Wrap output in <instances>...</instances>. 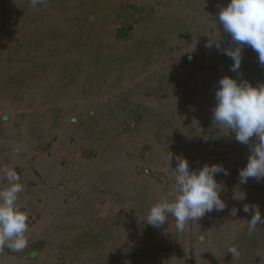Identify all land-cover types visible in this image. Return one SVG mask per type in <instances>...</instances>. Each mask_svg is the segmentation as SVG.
<instances>
[{
    "label": "rangeland",
    "instance_id": "rangeland-1",
    "mask_svg": "<svg viewBox=\"0 0 264 264\" xmlns=\"http://www.w3.org/2000/svg\"><path fill=\"white\" fill-rule=\"evenodd\" d=\"M227 3L41 0L33 7L31 0H0L1 166L14 168L23 183L29 175L26 167L51 158L73 167V183L82 177V168L107 162H129L138 173L147 169L154 177V168L162 163L163 142L176 143L184 135L199 145L196 170L210 164L223 152L203 130L210 119L218 131L212 108L219 79L227 74L254 85L264 83V66L250 47L243 48L239 74L230 72L233 61L215 47L216 42L222 48L235 46L218 24L219 11ZM209 43L213 46L207 47ZM64 182L56 187H65ZM253 201L262 213L264 194ZM28 216L30 226L43 218L40 213ZM249 219L235 222L234 234L232 227L226 231L227 219L219 228L218 220L207 213L194 220L195 231L184 234L188 239L175 253L187 264H208L204 247L219 228L220 247L213 252V263L239 264L251 254L262 257L264 242L257 240L258 229L251 234L252 245L240 246L248 242L242 235L250 234ZM258 225L264 239V223ZM50 232L22 252L0 250V264H20L23 258L31 264H83L84 257L89 258L82 231L73 228L67 239L64 232ZM126 234L114 236L121 248L124 245L129 264L136 256L148 260L142 259V264H160L149 256L150 233L139 234L138 242L129 230V237ZM228 239H235L239 259L228 252ZM109 251L114 264L123 263V255ZM157 253L176 255L168 245Z\"/></svg>",
    "mask_w": 264,
    "mask_h": 264
},
{
    "label": "crops",
    "instance_id": "crops-1",
    "mask_svg": "<svg viewBox=\"0 0 264 264\" xmlns=\"http://www.w3.org/2000/svg\"><path fill=\"white\" fill-rule=\"evenodd\" d=\"M203 130H208L212 143L219 146L223 151L220 156L215 157L213 160L210 159V164L222 163L229 170L227 176L220 174L216 177L218 182L224 186L221 198L225 201L226 207L222 212L213 211L208 214L214 220H218L219 228L222 225L221 220L227 219L224 221V225H227L226 231L230 232L232 227L234 234H237L235 233L237 227V225H234L235 222L237 223L240 219H247L248 216L251 218L252 215V213L242 211L243 204L258 206L253 200L259 193L264 194V180L249 179L247 184H239L238 173L247 163L251 151L250 145L238 143L234 138L235 134L231 133L226 127L218 128V131L212 129L210 119ZM175 142L172 141L170 144L163 142L161 145L162 163L154 168L158 173L154 177L150 175L147 169L138 173L136 168L131 166L129 162L122 164L98 163L97 166L94 165L90 169L82 168V177L74 183L72 182L74 181V178H72V175H74L72 173L73 167L60 166L54 158L50 159L54 162H42L34 168L26 167V174L29 175L23 183L24 190L19 194L17 204L25 207L29 215L34 216L40 213L43 217L41 222L36 225L37 229L36 226L28 224L26 233L28 244L41 239L44 234L48 237L50 229L54 230L56 235L59 232H64L63 236L67 239L68 234L74 228L76 231H82L85 237L89 258L84 257L86 259L84 262L82 261L83 264H114L113 259L110 257L109 250L111 249L118 255H123L121 257L123 259L122 264H129L130 258L124 256V245L122 244L121 248V244L116 243L114 236L117 233L128 234L129 230L130 234L133 233L131 235L132 239L137 242L140 238L139 234L150 233L152 235L154 242L152 241L150 246L149 256L152 257L151 260L158 261L160 264H187L186 259L179 257L180 255L176 254L175 251H181L182 245L180 242L188 239L184 234L195 231V221H188L185 229L178 231L175 227L176 221L171 215L160 228L147 225L145 220L146 212L154 203L168 197L169 193L175 192V178L170 169L175 168L177 156L186 157L190 168L197 169L196 160L201 155L197 140L189 135H184L179 136ZM254 142L255 139L253 138L250 144ZM157 150L158 147H156ZM4 169H8V167L3 168L0 164L1 188L8 184L3 172ZM37 173L41 176H37ZM61 182L67 183L68 186L64 184L65 187H56ZM52 188L55 191L51 192ZM242 192L246 193L244 200L234 198V194L243 195ZM233 207L239 209L236 216L231 215ZM261 214L264 215V207ZM230 221H233V224H229ZM259 227H256V230L258 229V235L256 231L257 240L264 242L262 234L260 235L263 230ZM219 228H215V235L210 237L207 246L204 247V259L205 261L208 259V264H215L212 262V258L215 255L213 252L220 247L221 233ZM252 232L249 235H245L246 233L242 235V241L245 239L248 241L240 245L243 249L248 248L249 244L252 245ZM127 234L126 236L129 237V234ZM162 234H167V237H162ZM181 234L183 235L181 236ZM144 237L147 238L146 235ZM167 245L174 250L176 255L166 258V256H162V253H157L158 250H163ZM235 245V239H233V242L229 239L226 241L227 248L235 247ZM261 251L260 254H264V248ZM142 259L145 263L148 262L145 256L141 258L136 256L131 261H133L132 264H142ZM18 261L20 264L32 263L28 258ZM237 262L239 263V260ZM239 264H264V255L258 258H255L252 254L247 255L244 259H240Z\"/></svg>",
    "mask_w": 264,
    "mask_h": 264
},
{
    "label": "clouds",
    "instance_id": "clouds-1",
    "mask_svg": "<svg viewBox=\"0 0 264 264\" xmlns=\"http://www.w3.org/2000/svg\"><path fill=\"white\" fill-rule=\"evenodd\" d=\"M41 0H31L35 7ZM218 24L230 36L234 47H221L218 51L229 57L233 63L230 72L240 73L243 48L250 47L258 54V61L264 66V0H228L218 14ZM209 43L207 47H212ZM215 104L212 108L213 125L228 128L240 144L250 145L247 163L239 170V184H247L249 179L264 180V83L254 85L248 80H238L232 75H223L214 92ZM254 143L250 144L252 139ZM172 155L170 157V160ZM175 168H171L175 178V192L154 203L145 217L147 225L160 228L171 215L178 231H183L190 220L198 221L207 213L222 212L226 207L221 198L224 190L216 177L227 176L229 170L222 163H205L198 170L190 168L186 157L177 156ZM8 181L0 188V250L8 248L12 252H22L28 246V213L18 204L19 194L24 185L20 174L14 168L3 170ZM235 195L244 200L246 193ZM239 209L233 207L231 215L236 216ZM244 213H252L248 220L251 233L258 224L264 223V215L256 205L243 204ZM238 257L235 247L229 248Z\"/></svg>",
    "mask_w": 264,
    "mask_h": 264
},
{
    "label": "water",
    "instance_id": "water-1",
    "mask_svg": "<svg viewBox=\"0 0 264 264\" xmlns=\"http://www.w3.org/2000/svg\"><path fill=\"white\" fill-rule=\"evenodd\" d=\"M189 59H192V56H189Z\"/></svg>",
    "mask_w": 264,
    "mask_h": 264
}]
</instances>
